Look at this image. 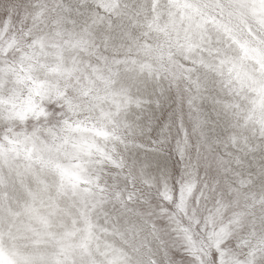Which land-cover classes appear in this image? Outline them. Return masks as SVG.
I'll use <instances>...</instances> for the list:
<instances>
[{"label": "clouds", "instance_id": "1", "mask_svg": "<svg viewBox=\"0 0 264 264\" xmlns=\"http://www.w3.org/2000/svg\"><path fill=\"white\" fill-rule=\"evenodd\" d=\"M6 264H264V0H0Z\"/></svg>", "mask_w": 264, "mask_h": 264}, {"label": "snow or ice", "instance_id": "2", "mask_svg": "<svg viewBox=\"0 0 264 264\" xmlns=\"http://www.w3.org/2000/svg\"><path fill=\"white\" fill-rule=\"evenodd\" d=\"M0 264H6V262L2 258H0ZM7 264H10V262H7Z\"/></svg>", "mask_w": 264, "mask_h": 264}]
</instances>
